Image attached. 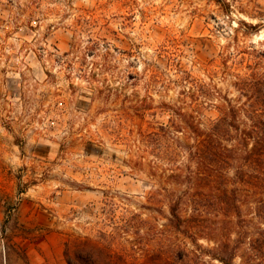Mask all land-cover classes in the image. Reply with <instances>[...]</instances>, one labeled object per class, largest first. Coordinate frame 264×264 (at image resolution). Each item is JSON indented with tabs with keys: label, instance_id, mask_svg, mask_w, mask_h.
Returning a JSON list of instances; mask_svg holds the SVG:
<instances>
[{
	"label": "rangeland",
	"instance_id": "1",
	"mask_svg": "<svg viewBox=\"0 0 264 264\" xmlns=\"http://www.w3.org/2000/svg\"><path fill=\"white\" fill-rule=\"evenodd\" d=\"M263 90L264 0H0V132L19 149L0 264H66L80 239L128 264H220L240 197H178L186 123L235 138Z\"/></svg>",
	"mask_w": 264,
	"mask_h": 264
},
{
	"label": "trees",
	"instance_id": "2",
	"mask_svg": "<svg viewBox=\"0 0 264 264\" xmlns=\"http://www.w3.org/2000/svg\"><path fill=\"white\" fill-rule=\"evenodd\" d=\"M250 84L256 88L259 81L254 79ZM257 93L255 100L261 103V109L253 113L249 125L245 123L246 127L239 129L238 125L227 124L228 130L233 128L237 133L232 139L223 137L219 127L221 122L202 130L192 121L186 123L184 117L181 118L188 126L193 143L181 147L187 154L189 166L186 175H175V182L184 187L178 197L211 194L224 197V203L230 207L233 204L231 197H240L239 204L235 200L239 210L235 224H229L227 238L210 253V258L220 264H235L236 250L243 244L247 249L245 256H239L241 264H264V90ZM223 168L226 172L232 171V176L225 178L220 172ZM244 210L249 211L251 219L242 216ZM170 215V224L180 229L185 219L177 214L175 205L170 207ZM232 233L235 239L230 241L228 238ZM67 245L63 252L66 264H128L124 255L89 239L76 240L71 250Z\"/></svg>",
	"mask_w": 264,
	"mask_h": 264
},
{
	"label": "crops",
	"instance_id": "3",
	"mask_svg": "<svg viewBox=\"0 0 264 264\" xmlns=\"http://www.w3.org/2000/svg\"><path fill=\"white\" fill-rule=\"evenodd\" d=\"M16 153H19V149L14 143V137L0 132V204H3L7 198L15 197L12 172L19 164L16 162V159H19L16 158Z\"/></svg>",
	"mask_w": 264,
	"mask_h": 264
}]
</instances>
